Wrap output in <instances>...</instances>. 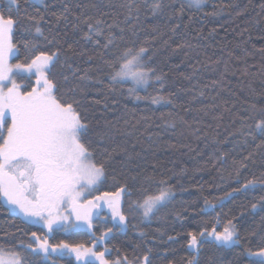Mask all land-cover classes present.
<instances>
[{
    "label": "trees",
    "instance_id": "obj_1",
    "mask_svg": "<svg viewBox=\"0 0 264 264\" xmlns=\"http://www.w3.org/2000/svg\"><path fill=\"white\" fill-rule=\"evenodd\" d=\"M152 2L43 0V4H35L20 0L21 17L25 12L34 14L36 8L44 11L43 5H49L51 11L59 14L64 11V5H68L69 11L64 13L68 23L61 20L57 25L54 16L46 17L50 23L45 25V35L51 38L58 32L60 43L44 50L61 49L60 61L52 69L60 83V94L76 85L77 77L85 69H91L88 74L93 79L102 81L91 84L83 96L79 92L74 96L69 92L67 98L80 101V111L88 124L85 140L91 143L96 162L106 161V178L96 190L97 194L115 192L125 184L132 192L131 196L123 198L128 217L127 227L123 230L117 231L111 219H100L90 231L65 233L61 229L55 230L49 236V242L55 245L64 241L70 245L93 247L94 240L113 229L94 249L97 252L108 249L105 259L109 264L125 257L129 260L142 257L148 248L152 249V264H185L190 253L187 233L198 232L205 224L211 229L219 216L221 223L217 231L223 230L227 220H233L239 243L231 248L206 243L199 253V264H247L248 257L239 253L245 248L255 250L264 243V211L259 208L252 211L250 207L264 191L246 195L235 193L215 209H206L205 200L216 203L226 193L239 188L246 179H251L253 174L259 176L264 172V149L256 147L260 138L253 141L238 133L239 117L246 114L243 110L251 103L264 105V55L259 51L264 49V0H205L199 8L186 0H161L166 7L155 14L150 7ZM129 3L140 9L139 13L133 11L130 18ZM0 10L6 14L5 0H0ZM75 16L102 19L106 32L108 24L116 23L118 27L111 31L117 37L123 35L124 40L117 41L121 47L148 48L147 55L152 57L148 66L154 67L158 74L167 73L163 93H174L176 106L161 107L148 100H135L127 93L130 84L116 85V91H107L109 69L95 57L100 49L83 39L87 28L82 25L81 30H73ZM52 25L57 26L49 33L48 28ZM26 26L27 21H23L16 27V41L27 37ZM120 28L124 29L123 33ZM94 39L104 42L102 37ZM38 43L45 45L46 42L40 38ZM69 45L72 51H66ZM18 47L20 51L13 57V63L28 55L22 43H18ZM90 55L95 57L91 61L88 60ZM105 58L110 59L111 52H107ZM73 69L79 71L73 73ZM245 69L247 74H244ZM194 70L196 75L190 80L185 79ZM64 76L69 77L67 82ZM213 80H219L220 85H213ZM18 82L31 84L34 77L31 81ZM157 88L159 85L149 87L147 92L140 90L139 94L155 95ZM201 91L203 96L199 95ZM95 100L102 103L96 104ZM169 112L174 115H167ZM169 122H174L175 127H168ZM250 153V159L244 161ZM234 161L247 164V168L241 169L239 182ZM148 177L154 178V182H148ZM161 179L172 186L173 199L148 220L139 210L130 212L129 204L140 197L142 190L146 188L155 193ZM201 209L205 210L202 212ZM32 232L42 238L46 233L43 227L12 214L0 201V237L10 234L8 240L2 241L5 248L19 241L29 243ZM170 236L176 239L169 240ZM30 259L34 264H51V260L43 261L39 257ZM57 264L77 263L72 256L66 255L58 257ZM137 264L142 262L138 260Z\"/></svg>",
    "mask_w": 264,
    "mask_h": 264
},
{
    "label": "snow or ice",
    "instance_id": "obj_2",
    "mask_svg": "<svg viewBox=\"0 0 264 264\" xmlns=\"http://www.w3.org/2000/svg\"><path fill=\"white\" fill-rule=\"evenodd\" d=\"M43 4V0H37ZM190 5L200 7L205 0H189ZM153 14L166 7L161 0H153L150 5ZM44 11L36 8L34 14L24 13L20 16V0H7V12L0 10V201L7 206L13 214L21 215L25 221L42 224L47 232L43 238L32 232L30 242L25 244L19 241L15 245L5 248L2 241L8 240L10 234L5 233L0 237V264H34L30 257H39L40 260H51V264H57L58 257L74 255L77 264H109L105 259L108 249L103 252L95 251V245L102 243L113 231L109 229L97 240L93 241V247H85L83 244L70 245L64 241L59 244L49 242V234L56 229L68 231L87 225L92 228V220L99 215L97 210L107 208L111 213L114 228L117 231L127 227L128 217L124 212L123 198L131 196L129 187L121 185L115 192H103L91 200L84 199L85 195L94 192L106 178V161L97 163L91 143L85 140L88 124L85 122L80 111V101L67 98L68 93L73 96L79 92L83 96L90 85L101 84L99 78L93 79L89 76L91 69H85L84 73L77 77V84L67 92L60 94V83L53 76L52 69L60 61L62 52L59 47L52 51L44 50L46 47L59 44V33H54L49 38L45 35V25L50 22L46 19L48 15L55 17L57 25L61 20L68 23L64 13L69 11L67 4L64 11L57 14L51 11L49 5H43ZM128 18L133 11L139 13V7L129 3ZM180 11H183L181 6ZM15 13V15H14ZM213 15L217 13H212ZM103 15V14H102ZM72 23L73 30H81V26L87 28L83 33V39L90 41L100 49L95 57L103 61L109 69L107 73L109 84L106 89L109 92L116 91V85L130 84L127 88L129 96L135 100H148L152 105L161 107L176 106L174 93H163L165 87V76L167 73L160 72L154 67L148 66L152 59L148 56L146 47H121L118 40L123 41V35L117 37L111 31L118 24H108L105 31L104 21L100 18L75 16ZM23 21H27L24 32L27 37L22 41L15 40V29ZM57 25L48 28L49 33ZM121 33L123 28L119 29ZM94 37H102L104 42ZM43 38L45 45L38 43ZM18 43H22L28 55L21 61L11 63L20 51ZM183 47V45H178ZM115 48V51L112 49ZM66 51H72L69 45ZM264 55V49L259 50ZM107 52H111V58L106 59ZM247 55V53H246ZM94 56H88L91 61ZM147 57V59H146ZM219 63V61H217ZM71 67V65H68ZM79 69H73V73ZM228 72L225 62V73ZM235 75V73H232ZM244 74H247L245 69ZM192 75L185 79H192ZM222 73V78H223ZM26 84L18 81H31ZM67 82L69 77L64 76ZM213 85H220L219 80L211 81ZM159 85L156 94L141 96L140 90L147 92L149 87ZM208 87V85H205ZM253 94L254 91H253ZM200 96L204 92L199 93ZM215 97H213L214 99ZM195 99V97L193 98ZM107 96L104 97V101ZM94 103L101 104V100ZM106 106V104H105ZM188 111V109H185ZM246 114L239 117V135L251 138L253 141L260 138L256 145L258 149H264V105L258 106L251 103L243 110ZM167 115L173 116L169 112ZM182 120V118H181ZM168 127H175L174 122H169ZM247 143V139L245 140ZM109 157L111 153L108 154ZM251 153L244 161L250 159ZM244 161H234L237 182L241 169L247 168ZM148 182H154V178H146ZM257 190L264 191V172L259 176L253 174L251 179H246L239 188L220 197L216 203L205 200L206 209H215L223 200L232 197L235 193L248 194ZM174 197L172 186L164 179L158 181L157 191L151 193L143 189L138 199L133 200L128 207L130 212L141 211L145 219L153 215L169 203ZM252 211L258 208L264 211V195L250 205ZM205 209H201L203 212ZM221 218L217 216L216 222L209 229L206 224L200 231H189L187 233V248L190 250L185 264H199V253L206 243L231 248L239 243V233L233 220H227L222 231H217ZM143 236L144 233H141ZM175 237H169L174 240ZM152 249L148 248L142 257L129 260H116L112 264H152ZM239 255L247 256V264H264V243L255 250L245 248ZM171 264V262H169Z\"/></svg>",
    "mask_w": 264,
    "mask_h": 264
},
{
    "label": "rangeland",
    "instance_id": "obj_3",
    "mask_svg": "<svg viewBox=\"0 0 264 264\" xmlns=\"http://www.w3.org/2000/svg\"><path fill=\"white\" fill-rule=\"evenodd\" d=\"M32 3H35V4H40V3H38L37 2V0H30ZM187 2H189V0H186ZM5 2L7 3V0H5ZM190 3V2H189ZM12 60H13V58L11 59V63H13L12 62ZM14 64V63H13ZM34 77V76H33ZM34 80H35V77H34ZM94 194V192H91V193H89V194H87V195H85L86 197H89V196H92ZM106 208V207H105ZM107 209V208H106ZM108 210V209H107ZM111 215V213H110V211L108 210V212H107V215ZM18 216H20L23 220H24V218L21 216V215H19L18 214ZM108 218V216H106V215H104V217L102 218V220L103 221H107L106 219ZM112 219V218H111ZM145 219V218H144ZM145 220H148V219H145ZM25 221V220H24ZM27 222V221H26ZM30 223V222H29ZM32 224H34V223H32ZM35 225H39V226H41L42 227V224H35ZM44 229V228H43ZM46 232H47V229H44ZM56 230H60V229H56ZM61 230H63L62 228H61ZM64 231V230H63ZM73 231V229H69L67 232L66 231H64L65 233H70V232H72ZM52 233H50L49 234V236L51 235ZM70 256H72L74 259H75V256L74 255H70ZM75 261H76V259H75ZM76 263H77V261H76Z\"/></svg>",
    "mask_w": 264,
    "mask_h": 264
},
{
    "label": "flooded vegetation",
    "instance_id": "obj_4",
    "mask_svg": "<svg viewBox=\"0 0 264 264\" xmlns=\"http://www.w3.org/2000/svg\"><path fill=\"white\" fill-rule=\"evenodd\" d=\"M100 194V193H99ZM99 194H97V192L96 191H94V194L92 195V196H89V197H84V199H86V200H91V199H93L96 195H99ZM107 212H108V210L106 209V208H103L102 209V212H99V215L98 216H95L94 218H93V220H92V226H94V224L97 222V220H100V219H102V217L104 216V215H106V216H108V218L107 219H111V215L109 214V215H107ZM112 220V219H111ZM112 223H114L113 222V220H112ZM85 227L88 229V227H87V225H85ZM74 231H75V229H73ZM86 230V229H85ZM84 230V231H85ZM83 231V232H84ZM76 232V231H75Z\"/></svg>",
    "mask_w": 264,
    "mask_h": 264
},
{
    "label": "water",
    "instance_id": "obj_5",
    "mask_svg": "<svg viewBox=\"0 0 264 264\" xmlns=\"http://www.w3.org/2000/svg\"><path fill=\"white\" fill-rule=\"evenodd\" d=\"M98 212H102V210H97ZM13 214V213H12ZM15 215V214H14ZM87 230V231H90L89 229H87L86 227H85V225L83 226V227H81V228H77V229H75L76 230V232H82V231H84V230Z\"/></svg>",
    "mask_w": 264,
    "mask_h": 264
}]
</instances>
